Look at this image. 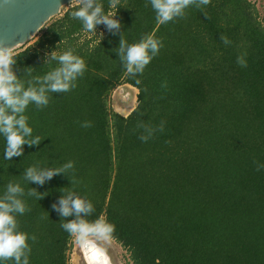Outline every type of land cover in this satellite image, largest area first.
<instances>
[{
	"label": "trees",
	"instance_id": "trees-1",
	"mask_svg": "<svg viewBox=\"0 0 264 264\" xmlns=\"http://www.w3.org/2000/svg\"><path fill=\"white\" fill-rule=\"evenodd\" d=\"M70 4L30 45L11 51L23 81L56 66L44 64L53 50L71 48L86 64L74 89L50 93L42 109H26L39 145L5 161L0 138V192L12 180L43 193L41 200L26 197L30 210L17 217L20 230L37 237L29 241L30 264H67L71 237L51 205L68 187L92 202L89 221L100 217L114 226L109 238L129 264H264V169L256 170L264 164V25L254 4L209 0L158 24L147 0H119L115 18L128 43L148 33L163 43L135 77L116 56L120 34L101 24L89 35L70 15L80 3ZM121 85L137 90L126 117L108 108ZM69 160V178L57 174L40 186L20 176L32 164Z\"/></svg>",
	"mask_w": 264,
	"mask_h": 264
},
{
	"label": "clouds",
	"instance_id": "clouds-1",
	"mask_svg": "<svg viewBox=\"0 0 264 264\" xmlns=\"http://www.w3.org/2000/svg\"><path fill=\"white\" fill-rule=\"evenodd\" d=\"M119 0H108L109 8L115 12H105L99 0H80V6L71 12V18L78 20L85 32L96 33L98 25L103 24L112 35L120 34L122 27L120 20L116 19ZM209 0H147L155 14L158 24H166L177 18H182L189 6L200 8L207 5ZM102 35V34H101ZM225 44L230 41L221 36ZM163 47L162 41L154 34L148 33L140 37L137 42L128 43L120 34L119 46L115 53L125 73L131 77L142 74L145 67L158 55ZM55 62L42 76H31L23 81L13 71L16 63L11 55V47L0 45V138L3 139V159L10 161L13 157L24 154L25 145L32 147L41 143L38 135H33V128L25 115L28 106L34 105L42 109L49 104L50 93H66L74 89L79 77L83 76L86 64L82 57L74 54L71 48L57 54L55 50L45 53L44 64ZM237 63L246 66L244 61L237 57ZM136 83L140 81L137 79ZM82 127H91L90 121H84ZM159 130L163 131V123ZM151 135V131H149ZM147 136H141L142 141ZM74 169V162L69 160L59 167H46L39 163L23 168L22 180L30 185L43 186L57 174H64L68 178L70 170ZM264 169V164H257L256 170ZM70 180V179H69ZM70 180V185L74 184ZM61 195L51 205L60 217V227L74 238L77 245L85 253L87 264H109V258L97 241L107 239L114 230V226L105 219L98 217L89 221L94 212L91 201L81 196L74 188L68 187L60 191ZM41 200L43 193L34 187L27 191L19 181H8L0 192V264H30L32 247L29 241L35 242L37 237L21 231L18 216L29 211L25 198ZM71 219H65L69 218Z\"/></svg>",
	"mask_w": 264,
	"mask_h": 264
},
{
	"label": "water",
	"instance_id": "water-1",
	"mask_svg": "<svg viewBox=\"0 0 264 264\" xmlns=\"http://www.w3.org/2000/svg\"><path fill=\"white\" fill-rule=\"evenodd\" d=\"M73 1L75 0H0V45L11 47L13 51L26 44L45 23L59 14L62 7ZM119 92L123 93V88ZM125 96L128 97L129 94ZM125 113L124 111L123 114ZM82 253L87 264L85 253Z\"/></svg>",
	"mask_w": 264,
	"mask_h": 264
},
{
	"label": "rangeland",
	"instance_id": "rangeland-1",
	"mask_svg": "<svg viewBox=\"0 0 264 264\" xmlns=\"http://www.w3.org/2000/svg\"><path fill=\"white\" fill-rule=\"evenodd\" d=\"M76 1V0H75ZM73 1L71 5L80 3V0ZM254 4L258 18L264 25V0H248ZM69 7V6H68ZM104 26V25H103ZM102 33V29L100 30ZM101 33H98V37ZM89 35H94L90 33ZM33 40L29 41L27 45H30ZM19 48V47H18ZM123 88L124 92L120 93L119 89ZM129 96H125L126 94ZM136 89H131L128 85H121L114 89L108 97V108L110 111L126 116L136 106ZM126 112L123 114V112ZM98 247L102 248L104 253L109 257L111 264H129L128 255L126 251L114 240L107 238L105 240L97 241ZM67 264H86L82 250L79 245L74 241V238H70L69 248L67 251Z\"/></svg>",
	"mask_w": 264,
	"mask_h": 264
}]
</instances>
